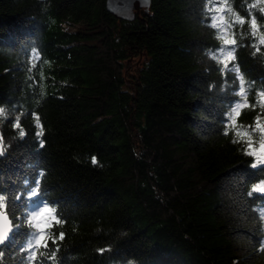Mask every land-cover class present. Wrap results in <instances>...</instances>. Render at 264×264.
<instances>
[{
    "label": "trees",
    "instance_id": "trees-1",
    "mask_svg": "<svg viewBox=\"0 0 264 264\" xmlns=\"http://www.w3.org/2000/svg\"><path fill=\"white\" fill-rule=\"evenodd\" d=\"M261 9L0 0V264H264Z\"/></svg>",
    "mask_w": 264,
    "mask_h": 264
},
{
    "label": "water",
    "instance_id": "water-1",
    "mask_svg": "<svg viewBox=\"0 0 264 264\" xmlns=\"http://www.w3.org/2000/svg\"><path fill=\"white\" fill-rule=\"evenodd\" d=\"M150 0H105L106 12L122 21H131L140 10L148 9ZM12 233L11 225L6 214L0 212V238L4 243ZM0 244V247L4 244Z\"/></svg>",
    "mask_w": 264,
    "mask_h": 264
},
{
    "label": "snow or ice",
    "instance_id": "snow-or-ice-1",
    "mask_svg": "<svg viewBox=\"0 0 264 264\" xmlns=\"http://www.w3.org/2000/svg\"><path fill=\"white\" fill-rule=\"evenodd\" d=\"M261 10L264 11V9H261ZM243 22L244 21L241 20V23H243ZM251 26H252V28H255L256 27V20L255 19L252 20V25ZM235 43H236L235 39H231V40L225 39L224 40V44L225 45H234ZM260 43L261 44H264V39H261L260 40ZM227 59H229V60L233 59V53H232V51H228L227 52ZM241 91H243V89H241ZM261 101L264 102V96L261 97ZM245 106H247V105H245ZM262 106H264V103H262ZM240 107H241L240 105H237V107L235 109H233V111L236 112L237 115H239L238 109ZM235 119H236V117L234 116L233 117V125L235 124ZM256 132L259 133V152L260 153H264V125L260 124L259 117L257 118V123H256L255 127L252 129V133L253 134H255ZM21 135H23V133H21ZM248 144H249V148H252L253 147V140H252L251 136H249ZM41 146H43V143L42 142H41ZM248 154L249 155H256L255 152H251V151ZM260 162L261 163H264V156L261 157V161ZM92 163L93 164H96L97 163L96 157H93L92 158ZM252 167L253 168H256V164H253ZM261 172H264V169H261ZM255 191H257V189H253V192H255ZM35 195L36 194L33 193V196H35ZM48 211H50V209L47 208V207H45L44 208V212H48ZM42 214L43 213H41V215ZM39 230L41 232H43L44 231V227L43 226H40V229ZM59 238L60 239H63L64 238L63 237V233L60 234V237ZM44 240H45V238H44L43 235L39 236L37 238V240H36V246L39 248L41 246V244H44ZM55 242L56 241L53 240V243H55ZM2 243H4V239L3 238H0V244H2ZM44 246L47 247L46 244H44ZM32 259L33 260L36 259V254L35 253H33Z\"/></svg>",
    "mask_w": 264,
    "mask_h": 264
},
{
    "label": "rangeland",
    "instance_id": "rangeland-1",
    "mask_svg": "<svg viewBox=\"0 0 264 264\" xmlns=\"http://www.w3.org/2000/svg\"><path fill=\"white\" fill-rule=\"evenodd\" d=\"M256 153H258V154H263V155H264V153H260L259 150H257Z\"/></svg>",
    "mask_w": 264,
    "mask_h": 264
}]
</instances>
